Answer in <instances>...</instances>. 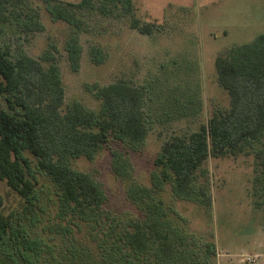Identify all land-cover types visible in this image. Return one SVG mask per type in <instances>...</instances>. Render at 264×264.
<instances>
[{
	"label": "rangeland",
	"instance_id": "374dc122",
	"mask_svg": "<svg viewBox=\"0 0 264 264\" xmlns=\"http://www.w3.org/2000/svg\"><path fill=\"white\" fill-rule=\"evenodd\" d=\"M45 5L44 0H0L4 18L0 45L12 59L24 52L45 67L50 62L58 65L64 87L63 110L74 102L98 110L95 87L118 78L149 86L151 95L145 101L148 132L140 146L112 139L92 160L83 155L69 159L73 168L100 182L106 194L104 211L121 224L144 218L142 205L127 196L129 186L142 184L149 189L146 201H163V208L174 213L171 220L181 234L174 257L161 264H247L242 260L247 254H258L255 264H264V138L236 155L207 159V174L197 180L210 194L209 207L176 197L171 181L161 180L160 168L154 164L166 137L191 132L213 110L228 106L227 93L216 80L215 56L264 33V0H132V13L121 5L96 0L92 7L76 11L81 29L53 19ZM133 18L139 25L150 23L151 33L134 28ZM72 35L78 36L81 45L77 70L71 68L66 51V41ZM94 46L103 54L99 64L91 57ZM174 91L189 93L193 100L197 97L196 105L181 106L184 99L176 102ZM26 155L37 183L36 206L41 208L37 214L41 222L35 227L45 247L40 261L45 257L48 262L44 264L68 263L59 258L67 260L66 255L81 247V260L88 261L83 264H97V242L104 237L99 227L90 222L78 226L69 213L57 218L54 184L37 168L35 158ZM19 201L0 182V216L30 224L32 216L20 211ZM58 222L68 224L71 230L56 232ZM2 252L0 244V264H8ZM147 263L141 260L138 264Z\"/></svg>",
	"mask_w": 264,
	"mask_h": 264
},
{
	"label": "trees",
	"instance_id": "16d2710c",
	"mask_svg": "<svg viewBox=\"0 0 264 264\" xmlns=\"http://www.w3.org/2000/svg\"><path fill=\"white\" fill-rule=\"evenodd\" d=\"M94 1L44 0L53 19L64 20L76 29L82 28L76 11L92 7ZM99 1L121 5L125 12L132 13V0ZM3 19L0 10V22ZM132 26L141 33L152 31L150 23L139 25L135 18ZM66 51L71 68L77 70L81 54L77 35L66 41ZM90 52L94 63L103 61L99 47H91ZM44 59L48 61L49 57ZM214 64L216 80L227 93L228 106L213 110L197 129L166 137L154 158V164L160 168V179L171 181L176 197L208 207L210 194L198 186L197 180L207 174V159L236 155L253 148L264 138V33L249 42L222 49L215 56ZM174 92L176 102L184 99L181 106L196 105L197 97L193 100L189 93ZM148 93L149 86L118 78L95 87L100 101L98 110L79 102L63 110L64 87L58 65L50 62L45 67L24 52L12 59L9 51L0 45V99L3 101L0 105V182L20 199V211L32 216L30 224L0 216V244L8 264H37V259L40 264L48 262L45 257L40 261L45 247L42 236L35 234V227L41 222L36 206L37 183L30 174L26 154L35 158L37 168L54 184L55 216L60 219L69 213L78 226L90 222L91 226L94 223L99 227L104 237L97 242L100 251L97 264H138L141 260L161 264L174 257L175 245L181 241L180 230L171 220L174 213L163 208V201H146L148 187L129 186L128 198L142 205L145 217L121 224L104 211L106 194L100 182L90 173L73 168L69 162L79 155L92 160L98 149L112 139L132 147L140 146L148 132L145 122V101L151 95ZM44 229L41 225L42 232ZM55 230L66 233L71 228L59 223ZM81 255L82 248L76 247L66 255L69 259H59L68 262L65 264L88 262L81 260Z\"/></svg>",
	"mask_w": 264,
	"mask_h": 264
},
{
	"label": "built area",
	"instance_id": "2783aa9c",
	"mask_svg": "<svg viewBox=\"0 0 264 264\" xmlns=\"http://www.w3.org/2000/svg\"><path fill=\"white\" fill-rule=\"evenodd\" d=\"M259 255L258 254H255V255H250V254H247L246 256H244L242 258V260L247 263V264H255L256 262V259Z\"/></svg>",
	"mask_w": 264,
	"mask_h": 264
}]
</instances>
